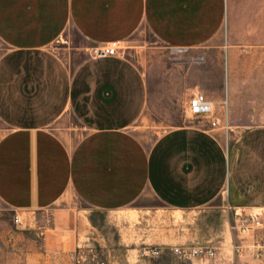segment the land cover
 <instances>
[{
  "label": "crops",
  "instance_id": "crops-1",
  "mask_svg": "<svg viewBox=\"0 0 264 264\" xmlns=\"http://www.w3.org/2000/svg\"><path fill=\"white\" fill-rule=\"evenodd\" d=\"M145 30L181 50L177 86L219 126L205 116L150 144L134 131L150 95L175 90L128 56L91 51ZM71 194L100 212L146 195L221 208L231 232L214 259L188 264H264V231H243L264 221V0H0V207L19 219Z\"/></svg>",
  "mask_w": 264,
  "mask_h": 264
},
{
  "label": "rangeland",
  "instance_id": "rangeland-1",
  "mask_svg": "<svg viewBox=\"0 0 264 264\" xmlns=\"http://www.w3.org/2000/svg\"><path fill=\"white\" fill-rule=\"evenodd\" d=\"M72 37L76 39L75 34ZM138 38L122 42L121 54L175 91L150 95L134 131L150 144L174 127L207 124L205 116L190 111L186 93L177 86L180 51L159 48L147 30ZM71 44L63 35L54 48L60 51ZM230 216L213 206L176 211L151 195L122 211L100 212L71 194L53 207L21 215L18 223L14 212L0 207V264H188L214 259V249L212 256L192 259L177 256L173 249L216 247L231 232ZM50 238L56 255L45 252Z\"/></svg>",
  "mask_w": 264,
  "mask_h": 264
},
{
  "label": "built area",
  "instance_id": "built-area-1",
  "mask_svg": "<svg viewBox=\"0 0 264 264\" xmlns=\"http://www.w3.org/2000/svg\"><path fill=\"white\" fill-rule=\"evenodd\" d=\"M121 43L120 41H111L105 45H103L100 48L93 49L91 56L93 57H110V56H116L118 54H121ZM181 51V50H179ZM188 106L190 111L195 115H203V116H210L211 115V126L217 127L219 126L220 122L217 117L213 115V109L211 105L205 101L200 94H192L188 98ZM15 222L18 223L19 219L18 217L15 218ZM251 225L246 224L243 228V231L251 230L254 228H260L264 231V221L260 219H254L253 222H250ZM264 243L262 244V246ZM239 251V249H237ZM173 252L179 256L183 257L185 259H192L195 257H209L214 254L213 249L207 246H201V247H195L190 249H185L183 247H175L173 249ZM154 254H159L158 251L154 250ZM98 264H105L104 261L98 262Z\"/></svg>",
  "mask_w": 264,
  "mask_h": 264
}]
</instances>
